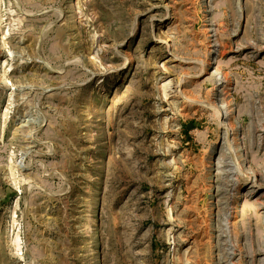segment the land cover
Segmentation results:
<instances>
[{"label": "rangeland", "instance_id": "374dc122", "mask_svg": "<svg viewBox=\"0 0 264 264\" xmlns=\"http://www.w3.org/2000/svg\"><path fill=\"white\" fill-rule=\"evenodd\" d=\"M0 264H264V0H0Z\"/></svg>", "mask_w": 264, "mask_h": 264}, {"label": "bare ground", "instance_id": "6f19581e", "mask_svg": "<svg viewBox=\"0 0 264 264\" xmlns=\"http://www.w3.org/2000/svg\"><path fill=\"white\" fill-rule=\"evenodd\" d=\"M217 75V74H216Z\"/></svg>", "mask_w": 264, "mask_h": 264}]
</instances>
